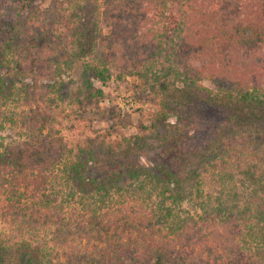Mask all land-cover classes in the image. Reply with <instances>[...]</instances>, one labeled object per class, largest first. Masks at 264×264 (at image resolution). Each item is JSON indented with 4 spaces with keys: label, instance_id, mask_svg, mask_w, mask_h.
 Wrapping results in <instances>:
<instances>
[{
    "label": "trees",
    "instance_id": "obj_1",
    "mask_svg": "<svg viewBox=\"0 0 264 264\" xmlns=\"http://www.w3.org/2000/svg\"><path fill=\"white\" fill-rule=\"evenodd\" d=\"M20 3L22 9L27 7L26 1ZM48 18L39 10L37 23L48 22L45 33L52 36L40 44L26 41L18 29L0 25V33L5 35L0 37V67L12 71L16 80L30 78L32 88H37L41 77H54L53 66L65 53L72 57L64 60L68 67L90 57L82 72L87 88L91 79L104 84L111 75L110 65L116 67L118 78L132 71L145 78L152 73V84L164 93L172 86L179 92L174 100H185L182 106L198 100L223 113L208 146L209 157L199 151L186 152L191 157L199 152L201 160L215 162L212 167L217 169L224 190L235 188L236 178L242 175L264 193V156L259 158L260 153L264 155V0H103L100 14L91 6L67 18L56 14ZM97 26L106 30L101 44L93 37ZM69 34L72 38L66 41ZM157 64L160 68L154 72ZM12 90L10 94L15 95L16 90ZM23 105L30 109L0 111V130L20 121L36 141L32 150L0 143V196H5L7 206L4 215L24 211L19 205L29 200L27 210L38 226L55 223L58 227L49 242L42 240L35 248L23 239L18 243L0 233V264H79L86 253L81 251V241L90 243L91 234L83 220L76 222L73 231L62 232L64 203L56 202L47 192L44 172L61 162L66 147L57 139L37 137L41 119L37 100L34 108L28 101ZM232 157L236 161H230ZM77 158L66 166L67 179L80 189L87 168ZM258 167L260 176L253 178L256 174L252 170ZM159 174L146 169L129 171V179L138 182L135 189L142 201L151 200L153 194L157 197L154 209L147 211L143 204L129 208L138 225L136 232L125 234L120 242H106L102 248L93 245L88 251L89 264H264V196L260 198L263 212L249 213L245 204V210L239 211V198L234 194L222 214L216 211L197 218L180 217L165 203L180 204L188 197L184 182L172 172L163 173L166 179ZM189 179L196 195L201 196L197 173ZM111 186L112 182L108 186L94 182L101 198ZM88 200L82 191L79 204L89 214L88 221L100 223L95 205L90 206ZM159 220L166 224L163 239L159 238ZM112 223L118 227L116 220Z\"/></svg>",
    "mask_w": 264,
    "mask_h": 264
},
{
    "label": "rangeland",
    "instance_id": "obj_2",
    "mask_svg": "<svg viewBox=\"0 0 264 264\" xmlns=\"http://www.w3.org/2000/svg\"><path fill=\"white\" fill-rule=\"evenodd\" d=\"M20 1L0 0V25L12 31L18 29L20 35L32 44L52 39L51 35L45 33L49 28L48 22L37 23L39 10L49 18L55 14L57 17L67 18L73 12L79 14L81 9L88 10L91 6L100 14L103 3V0H24L27 7L22 9ZM98 26L93 37L96 44H101L106 30ZM62 29L64 28H59ZM27 30L33 32L23 34ZM0 37H5L4 33H0ZM71 38L70 34L67 35L66 41ZM71 58L69 53L61 55V60L53 66L56 68L54 77H41L37 88H32L30 78L16 80L12 71L0 67V86L3 87L0 99L5 100L2 106L0 101V111L19 112L22 108L28 110L30 108L23 104L28 101L34 108L37 100V112L41 116L37 123V137L57 139L66 147L68 152L65 150L61 162L44 172L47 176V192L56 198V202L64 203L65 221L60 225L62 232L66 234L73 231L76 222L83 220L87 225V232L91 234L90 243L85 239L81 241V251L85 250L86 253L83 259H79V264L91 262L88 251L93 245L102 248L106 242H120L126 237L125 234L136 232L138 225L129 208L135 209L143 204L148 206L147 211L154 209L157 197L153 194L151 200L142 201L135 189L138 182L129 179L128 173L131 170L146 169L156 175L160 171L159 177L162 179H166L163 173L172 172L177 178H181L188 197L180 204H170L169 201L165 203V206L172 207L174 214L180 217L197 218L216 211L222 214L223 208L229 207L234 194L239 198V211H243L245 204L249 213L260 210L263 212L260 209V198L264 193L260 186L248 176L240 175L236 178L235 188L229 186L224 190L218 181L217 169L212 167L216 163L203 161L198 157L201 152L205 158L210 155L209 143L214 139L215 130L224 117L218 108L198 100L186 102L182 106L185 100H174L173 96L179 95V92L173 90L172 86L164 93L159 85L152 84V73L145 78L132 71L118 78V71L113 65H110V78L104 84L91 79V85L87 88L82 82V72L84 63L90 57L73 61L68 67L64 60L71 61ZM159 68L160 64H157L154 72ZM12 89L16 90L17 97L10 94ZM178 105H181L180 108L176 107ZM159 112L164 115H158ZM203 112V116H200ZM29 136L19 121L0 130V143L25 145L32 150L36 141ZM39 146L37 141V147ZM188 150L190 153H200L195 152L197 156L191 157L186 152ZM263 156V153L259 154V158ZM77 157L87 168L83 172L80 189L76 182L67 179L66 166L76 162ZM230 161H236L235 157ZM259 168L252 170L256 174L253 178L260 176ZM194 171L202 183L201 196L196 195L193 182L189 179ZM262 177L264 178V173ZM142 178L141 176L140 179ZM94 182L98 185L106 183L107 186L108 182H112L113 186L101 198L96 194ZM82 191L88 196L90 206L95 205L96 218L102 220L100 223L88 221L89 214L79 204ZM101 199L104 203H101ZM28 204L29 200H25L19 205L24 211L4 215L7 210L6 200L5 196H0V233L18 243L23 239L30 248H35L37 244H42V240L49 242L58 224L38 226L27 210ZM114 220L118 227L112 225ZM159 221V238L163 239L166 224Z\"/></svg>",
    "mask_w": 264,
    "mask_h": 264
}]
</instances>
